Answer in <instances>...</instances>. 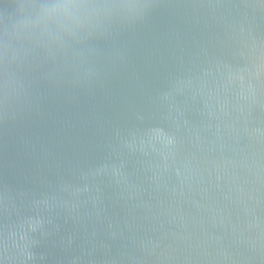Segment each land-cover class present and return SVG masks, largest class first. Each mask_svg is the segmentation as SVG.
Listing matches in <instances>:
<instances>
[{"label":"water","instance_id":"95a60500","mask_svg":"<svg viewBox=\"0 0 264 264\" xmlns=\"http://www.w3.org/2000/svg\"><path fill=\"white\" fill-rule=\"evenodd\" d=\"M21 75L0 264H264V0H153Z\"/></svg>","mask_w":264,"mask_h":264},{"label":"clouds","instance_id":"9594fccd","mask_svg":"<svg viewBox=\"0 0 264 264\" xmlns=\"http://www.w3.org/2000/svg\"><path fill=\"white\" fill-rule=\"evenodd\" d=\"M8 7L0 13V116L5 119L15 116L12 109L26 94L21 73L34 57L55 61L58 55L91 51L117 26L142 21L153 0H11Z\"/></svg>","mask_w":264,"mask_h":264}]
</instances>
